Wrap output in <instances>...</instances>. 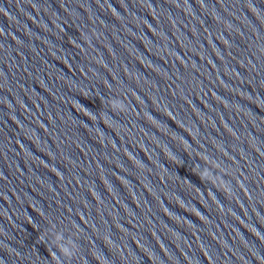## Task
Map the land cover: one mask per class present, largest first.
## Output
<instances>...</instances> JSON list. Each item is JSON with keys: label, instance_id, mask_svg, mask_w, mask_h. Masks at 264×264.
<instances>
[{"label": "clouds", "instance_id": "obj_1", "mask_svg": "<svg viewBox=\"0 0 264 264\" xmlns=\"http://www.w3.org/2000/svg\"><path fill=\"white\" fill-rule=\"evenodd\" d=\"M54 240L56 241V245L59 247L60 252L65 256L71 258L74 255L72 248L61 243L63 237L61 234L57 233L54 235Z\"/></svg>", "mask_w": 264, "mask_h": 264}]
</instances>
